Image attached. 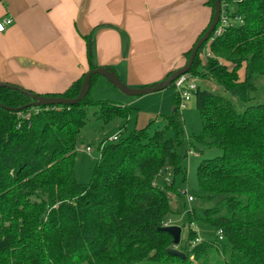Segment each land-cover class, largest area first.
<instances>
[{"label": "trees", "instance_id": "16d2710c", "mask_svg": "<svg viewBox=\"0 0 264 264\" xmlns=\"http://www.w3.org/2000/svg\"><path fill=\"white\" fill-rule=\"evenodd\" d=\"M209 4L214 15V0ZM236 16L242 23L210 43L207 60L204 45L190 71L228 97L199 85L195 94L202 137L222 155L198 168L202 197L217 203L188 211L187 244L175 247L185 258L168 254L173 238L162 230L171 194L182 197L175 177L187 180L189 151L177 94L165 130L151 133V124L129 134L121 130L117 141L102 148L91 182L83 184L75 165L87 108H99L105 121H129L133 109L94 100L91 90L76 106L34 107L27 95L2 88L0 264H264V102L254 104L264 82V0L237 3ZM84 38L93 70V37ZM86 74L65 92L43 96L76 98ZM99 77L92 78L91 89ZM236 101L246 105L243 112ZM171 129L175 140L166 137ZM192 224L204 228L195 245L199 234Z\"/></svg>", "mask_w": 264, "mask_h": 264}, {"label": "crops", "instance_id": "0c3cea01", "mask_svg": "<svg viewBox=\"0 0 264 264\" xmlns=\"http://www.w3.org/2000/svg\"><path fill=\"white\" fill-rule=\"evenodd\" d=\"M209 2L0 0V21L13 19L0 33V83L38 95L65 92L90 71L84 37L92 36L97 67L113 68L132 89L158 84L186 65L187 53L213 20ZM101 83L120 107L137 115L151 99L130 100Z\"/></svg>", "mask_w": 264, "mask_h": 264}, {"label": "rangeland", "instance_id": "374dc122", "mask_svg": "<svg viewBox=\"0 0 264 264\" xmlns=\"http://www.w3.org/2000/svg\"><path fill=\"white\" fill-rule=\"evenodd\" d=\"M237 26L240 23L235 22ZM228 66H231L228 63ZM243 76V74H241ZM102 80V81H101ZM104 80V81H103ZM101 82H108L105 78L99 77L95 83V86L91 89V96L97 101H110L115 106L121 103L111 93H105L107 87ZM107 84V83H104ZM197 84L202 88L216 94H222L227 96L223 90L218 87L215 83L207 80L197 78ZM262 84V85H261ZM263 83H259L258 93L255 95L254 104L264 102V86ZM110 86V85H106ZM112 86V85H111ZM111 90L122 94L115 87H110ZM120 96H123L120 95ZM153 96V97H151ZM115 97V98H114ZM151 98L147 99L143 103L142 111L132 113V120H127L122 117H114L108 121L98 116L99 108L88 107L87 113V124L81 131V136L76 148V165L75 174L78 180L83 184H89L94 176L95 169L101 157L102 148L104 145L110 143L111 138L119 136L121 130L126 133H130L135 129H142L151 124V133L157 130H165L166 121L165 117L170 116L174 109V102L176 98V91L173 88H168L152 95H145L142 97H129L130 100L137 98ZM150 100V102H149ZM237 109L243 112L246 105H243L236 101ZM166 108V112L163 108ZM188 108V109H187ZM187 108L181 112L183 120V140L185 143L186 150H188V156L185 161V170L187 172V180L184 182L182 175L175 177V186L178 190H187L188 194L194 197V202L188 201V196L176 197L173 193L171 194V214L165 224L169 226H180L182 228L181 242L179 248H185L187 239L189 236V219L188 211L193 208L210 209L216 205V201L207 202L202 197L203 194L200 191L199 182L197 179V171L202 162L214 159L222 155V151L215 147H209L206 143L209 141L202 137V119L201 115L196 107L195 99H192L188 104ZM153 113L149 115V113ZM167 139L175 140L176 133L173 129L167 131ZM87 148H91V151H87ZM182 152V149H179ZM191 153V154H190ZM163 179V176H161ZM198 226V225H197ZM168 227V226H165ZM204 230L203 226H199ZM194 229V228H193ZM202 230V231H203ZM201 231V232H202ZM195 241L193 244H195Z\"/></svg>", "mask_w": 264, "mask_h": 264}, {"label": "water", "instance_id": "95a60500", "mask_svg": "<svg viewBox=\"0 0 264 264\" xmlns=\"http://www.w3.org/2000/svg\"><path fill=\"white\" fill-rule=\"evenodd\" d=\"M220 11H221V0H214V15H213L212 23L210 27L208 28L207 32L198 40L197 44L193 48V51H192V54L190 56L188 63L183 68L177 71H174L173 74L169 78L161 81L158 84H153L151 86H147L145 88H140V89H132L128 87L127 85H125L123 81L119 78L118 74L111 68L98 67L96 69L90 70L86 74L83 80V83H82L80 93L74 99L38 95L31 91L25 90L23 88H20L18 86L8 84V83H0V89L8 88V89L20 91L21 93L27 95L32 100H34V103H33L34 107H39V106L50 107V106H62V105L76 106L78 105L80 102H82L85 99V97L90 92L91 80L96 75L105 78L109 82V84H111L113 87L119 90L126 97H142L145 95H152L154 93L161 92L163 90L170 88L173 82L176 79H178L180 76L190 73L199 51L204 47V45L207 44V42L210 40L212 34L214 33V31L216 30L218 26L219 18H220ZM162 230L168 232L173 238L174 248L169 249L168 254L178 256L181 258H185V255L182 252L175 249V247H177L181 242L182 228L180 226H168V227H163Z\"/></svg>", "mask_w": 264, "mask_h": 264}, {"label": "built area", "instance_id": "2783aa9c", "mask_svg": "<svg viewBox=\"0 0 264 264\" xmlns=\"http://www.w3.org/2000/svg\"><path fill=\"white\" fill-rule=\"evenodd\" d=\"M243 0H221V11H220V18L219 23L212 34L210 40L207 42L205 47L203 48V58L207 60L208 58L212 57L209 45L211 42H213L216 38L220 37L224 31L234 25H236L235 22L242 23V20L239 16L233 17L235 6L237 3L242 2ZM13 24V19L10 17H4L0 21V33L5 32L7 30L8 26H11ZM174 89L176 91L177 96L180 99V112L185 110L187 108V104L195 98V94L198 90V84H197V78L191 75L190 73L185 74L183 76H180L178 79H176L174 82ZM120 136V134H119ZM119 136L111 138L110 142H115L119 139ZM87 151H91V148H87ZM191 154V153H190ZM167 176V181L168 177ZM179 194L186 197L188 196L189 202H194V197L188 194L187 190H179ZM170 224H165V226H169ZM192 228L196 230L199 234V237L197 239V243H200L202 241V238L200 236L201 234V228L197 226L196 224H192ZM219 240H223V234L219 233ZM195 245V244H194Z\"/></svg>", "mask_w": 264, "mask_h": 264}]
</instances>
